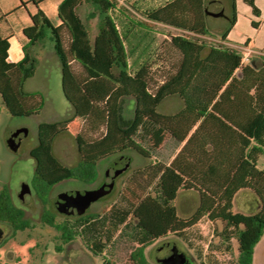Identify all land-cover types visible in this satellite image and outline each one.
Instances as JSON below:
<instances>
[{"label": "trees", "instance_id": "trees-1", "mask_svg": "<svg viewBox=\"0 0 264 264\" xmlns=\"http://www.w3.org/2000/svg\"><path fill=\"white\" fill-rule=\"evenodd\" d=\"M231 1L233 17L221 32L209 27L207 0H171L148 10L145 15L154 22L202 37L220 33L221 40H226L237 18L236 2ZM34 2L38 5L41 0ZM244 2L252 8L254 16L261 15L256 0ZM84 3L93 7L91 17H99L94 38L78 12V7ZM115 7L113 0H63L58 7L59 25H55L39 7L32 15L33 23L24 28L29 41L18 62L8 60L10 42L0 35V94L12 115L29 116L42 108L43 100L38 92L27 91L25 83L35 75L39 63L31 47L50 38L64 78L73 82L75 79L90 102L85 119L89 131L100 134L87 138L83 131L75 133L81 158L77 166L69 167L53 155V143L59 133L72 127L76 115L40 122L38 144L30 152L36 159L32 186L37 196L45 205L51 187L64 179L94 182L98 162L114 154L133 149L151 158L169 136L177 145L185 143L169 165L150 163L133 171L131 178L140 179L141 192L147 193L134 205L135 221H123L119 236H130L144 247L169 233L180 235L206 218L213 223L222 222V229L217 234L227 248L231 247L232 238L237 240L238 264H253L256 246L264 235V168L258 165L264 154V56L244 63V53L238 49L223 44L208 47L203 40L173 35L171 44L181 53L180 62L171 74L151 88L147 65H141L136 71L131 69L125 37L112 15ZM252 25L257 26V22L253 20ZM64 30L69 35L68 45ZM73 62L81 65L85 72L83 77L74 73ZM175 94L184 100V108L176 114L160 113V103ZM128 96L135 99L131 118H126L123 113L124 98ZM221 125L227 128L223 131ZM223 133L233 136L237 145L230 154L233 166L227 173L225 189L216 193L207 187L205 191L198 188V208L188 216H180L173 203L178 191L197 188L187 171V161L205 156L216 161L228 156L221 152ZM199 135L211 150L204 152V148H193ZM242 188L257 194L259 210L252 213L233 211L234 197ZM97 216L83 214L74 221L58 222L46 210L43 220L60 232L63 243H69L78 236L83 237L85 226ZM0 219L10 222L15 230H24L31 225L21 209L12 203L7 185L0 190ZM90 249L97 252L94 245ZM138 260L141 264H157L142 253Z\"/></svg>", "mask_w": 264, "mask_h": 264}, {"label": "rangeland", "instance_id": "rangeland-1", "mask_svg": "<svg viewBox=\"0 0 264 264\" xmlns=\"http://www.w3.org/2000/svg\"><path fill=\"white\" fill-rule=\"evenodd\" d=\"M113 1L116 7L112 10V15L125 37L131 69L136 71L141 65H147L150 70L151 88L171 74L180 62L181 53L171 44L173 35L183 34L203 40L208 47L221 44L213 38L214 36L202 37L146 17L145 12L171 0ZM224 2L227 4L229 0ZM91 11L93 7L88 3L78 7L79 14L94 38L98 31L99 17H91ZM240 13L243 21H247L241 9ZM213 19L214 17L210 16L209 24L215 25ZM227 23L229 22L223 25ZM247 27H251L248 21ZM64 40L68 45L69 35L66 30ZM46 44V48L41 47L37 55L39 63L36 74L25 83L27 91L38 92L43 100L41 110L29 116H14L3 103L0 94V190L7 185L12 202L18 206H21L19 193L22 190L26 191L31 186L36 193L32 186L36 159L30 152L38 144L40 122H52L76 115L72 127L59 133L53 143V155L69 167L77 166L81 158L75 133L83 131L87 138L100 135L91 133L85 122L90 102L84 91L75 79L73 82L72 79L64 78L53 40L47 39ZM72 66L77 76L85 75L78 62H73ZM172 98H167L159 106V111L171 110L169 105ZM134 109V97H125L124 116L133 117ZM16 131L22 132L23 137L19 147L13 150L7 140ZM145 163L146 158L133 149L114 154L98 162L97 178L94 182L88 183L76 178L64 179L51 187L45 205L37 195L32 196L27 204L21 202L28 209L26 214L31 225L8 237V242L0 252L3 253L6 249L9 250V255H1L0 264H141L138 260L139 253L149 261L159 264V257H165L169 248L174 245L192 258L195 264H238L237 240L232 238L231 247H226V243L217 234L223 226L220 221L213 223L204 218L180 235L169 233L144 247L130 236H119L123 221H135L132 213L134 205L147 193L141 192L140 179L131 178L133 171ZM260 166L264 167V156L260 160ZM111 173L116 174L113 189L93 202L84 213L97 214L96 219L85 226L83 237L78 236L69 243H63L60 232L44 222V211H50L58 222L65 219L74 221L78 215H67L59 211L58 198L69 191L75 193L97 189ZM257 210L259 207L251 208L250 211ZM5 230L8 234L9 228ZM91 245H94L97 252L90 249ZM58 247L61 249L58 250ZM254 259L253 264H264V235Z\"/></svg>", "mask_w": 264, "mask_h": 264}, {"label": "crops", "instance_id": "crops-1", "mask_svg": "<svg viewBox=\"0 0 264 264\" xmlns=\"http://www.w3.org/2000/svg\"><path fill=\"white\" fill-rule=\"evenodd\" d=\"M62 1L63 0H41L37 5L34 0H0V35L9 39V61L18 62L23 58L24 46L29 41L23 31L25 27L33 23L32 15L38 11L39 7L44 10L55 25L61 23L58 15V7ZM235 2L237 18L235 24L231 26L229 30L227 39L221 40L220 33L213 38L229 48L238 49L248 55L249 59L244 60V63H247L254 58L260 59L261 56H264V0H256L258 7L261 9L260 16H254L252 8L246 4L244 0H235ZM211 5H213V7ZM240 9L245 14L246 20L251 27H247V21H243ZM207 14L208 19H210V16L214 17L213 20H215V25H223L226 22H230L233 17L232 1L229 0L226 4L224 0H207ZM253 20L257 22V26L252 25ZM221 31L223 30H219V32ZM47 39L50 38H46L38 44L33 45L31 51L35 55H39L41 47L46 48ZM169 97H173L171 104L169 105L171 110L167 112L159 111V106ZM160 105L158 106V111L160 113L176 114L184 108L185 102L179 95L175 94L167 96ZM198 124L199 122L197 125ZM221 126L223 131L227 128L224 125ZM194 129H192L191 133ZM184 143L185 142L177 145L169 136H167L159 151L151 158H147L140 154L146 158V163L140 167H145L150 163L157 162L169 165L179 153ZM235 145L233 136L230 137L229 134L223 133L220 141L221 152L223 155L224 153L228 154V156L218 158L216 161L207 156H205V158L196 157L187 161V171L191 175V179L195 185H197V188H181L178 191L177 197L173 203L177 207L180 216H188L198 208L200 203V191L198 188L205 191L204 189L207 187L214 190L216 193L225 189L229 176L227 173L233 166V160L230 154L233 152ZM192 146L193 148H204V152L205 149L208 151L211 150V146L206 145L205 142L202 141L200 135ZM263 156L264 154L260 157L258 162L260 168H264L260 166V160ZM214 166H216V176L213 174V171L215 170ZM148 190H150V188ZM255 207L260 208V202L257 194L253 190L242 188L236 193L233 200L234 212L252 213L250 210ZM182 212H188V214H181ZM259 244L255 249V258L258 253Z\"/></svg>", "mask_w": 264, "mask_h": 264}, {"label": "water", "instance_id": "water-1", "mask_svg": "<svg viewBox=\"0 0 264 264\" xmlns=\"http://www.w3.org/2000/svg\"><path fill=\"white\" fill-rule=\"evenodd\" d=\"M230 22L225 25H211V29L224 30L229 26ZM23 133L20 131L13 132L12 135L8 138L7 143L9 147L13 150H16L21 142ZM116 179V174L111 173L107 176L106 181L97 189H89L84 191H79L75 193H67L61 195L57 200V207L59 211L67 215H83L86 213L88 208L93 202L98 200L100 197L108 194L114 187ZM31 190L21 193V197L24 200V203L27 204L31 200ZM3 236V230L0 227V238Z\"/></svg>", "mask_w": 264, "mask_h": 264}, {"label": "flooded vegetation", "instance_id": "flooded-vegetation-1", "mask_svg": "<svg viewBox=\"0 0 264 264\" xmlns=\"http://www.w3.org/2000/svg\"><path fill=\"white\" fill-rule=\"evenodd\" d=\"M30 190L32 193L31 198H32V196L37 195L33 191L32 187H30ZM28 191H29V189H27L25 192H28ZM22 192H23V190L19 193V196H20V201L24 203V200L21 197ZM70 192L73 193L72 191H69L67 193H70ZM67 193H65V194H67ZM11 201H12V199H11ZM21 202H20L21 206L15 205L13 202L12 203L16 207L21 209V211L23 212L24 217L26 219H29L27 217V214H26L28 209L26 206L22 205ZM0 227L3 230V236H2V238H0V249H2L4 247V245L8 242V240H7L8 237H10L12 234L16 233L17 231L22 230V229L15 230L10 222L3 221L1 219H0ZM5 228H9L8 234L6 233ZM1 255H9V250L4 249L3 253L0 252V256ZM158 262H159V264H195L194 261L192 260V258H190L185 252H183L179 247H177L175 245L169 248L168 253H167V255H165V257H159Z\"/></svg>", "mask_w": 264, "mask_h": 264}, {"label": "built area", "instance_id": "built-area-1", "mask_svg": "<svg viewBox=\"0 0 264 264\" xmlns=\"http://www.w3.org/2000/svg\"><path fill=\"white\" fill-rule=\"evenodd\" d=\"M248 59H249L248 55L244 54L243 60H248Z\"/></svg>", "mask_w": 264, "mask_h": 264}]
</instances>
